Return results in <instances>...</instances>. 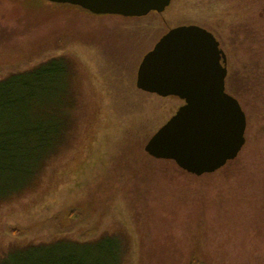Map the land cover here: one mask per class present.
I'll list each match as a JSON object with an SVG mask.
<instances>
[{
  "label": "rangeland",
  "instance_id": "rangeland-1",
  "mask_svg": "<svg viewBox=\"0 0 264 264\" xmlns=\"http://www.w3.org/2000/svg\"><path fill=\"white\" fill-rule=\"evenodd\" d=\"M244 5L264 10V0H173L163 12L128 17L0 0V78L64 58L77 100L64 145L26 187L0 199V264H17L35 246L103 235L124 243L122 264H264V104L256 103L264 90L244 89L249 80L238 71L252 69L264 37L248 36ZM191 22L226 50L230 83L242 92L233 95L248 121L238 157L202 176L145 151L183 101L136 86L144 55L171 28ZM92 206L75 228L59 224L61 213Z\"/></svg>",
  "mask_w": 264,
  "mask_h": 264
},
{
  "label": "water",
  "instance_id": "water-1",
  "mask_svg": "<svg viewBox=\"0 0 264 264\" xmlns=\"http://www.w3.org/2000/svg\"><path fill=\"white\" fill-rule=\"evenodd\" d=\"M94 14L145 16L173 0H48ZM223 58V62H222ZM227 56L216 36L198 24L165 33L141 60L137 88L185 100L148 140L145 151L173 160L188 173H215L235 160L246 144L247 114L226 88Z\"/></svg>",
  "mask_w": 264,
  "mask_h": 264
},
{
  "label": "trees",
  "instance_id": "trees-1",
  "mask_svg": "<svg viewBox=\"0 0 264 264\" xmlns=\"http://www.w3.org/2000/svg\"><path fill=\"white\" fill-rule=\"evenodd\" d=\"M43 1L52 3L48 0ZM245 8L248 10L245 14L250 16L242 22L248 23L247 26L250 28L248 36L257 42L264 37V10L257 12L251 11L250 6ZM234 13L243 14L240 10ZM250 30L254 33L251 34ZM253 52L255 56L248 61L252 69L248 67L245 71L243 66L242 68L240 66L241 69L238 71L240 76L249 80L244 82V89L249 87L247 89L251 91L253 89L262 91L264 52L255 50ZM73 78L71 65L64 58L58 57L0 78V199L26 187L40 172L48 158L64 145L67 130L73 122L71 109L77 105ZM251 81L255 82L251 84ZM227 90L238 97L242 93L230 83L229 77ZM256 103L261 106L264 104V92ZM258 111L259 109L256 115ZM135 157L136 155H133V160ZM93 209L94 206L75 207L61 213L57 217L58 222L63 225V229L70 230L86 219ZM53 221L54 219L46 223L51 225ZM52 243L49 246L48 244L35 246L32 251L28 250L16 260V262L20 260L17 264L123 263L124 243H120L113 235H103L95 240L88 238L83 241L60 240ZM197 263L195 260L193 264Z\"/></svg>",
  "mask_w": 264,
  "mask_h": 264
},
{
  "label": "flooded vegetation",
  "instance_id": "flooded-vegetation-1",
  "mask_svg": "<svg viewBox=\"0 0 264 264\" xmlns=\"http://www.w3.org/2000/svg\"><path fill=\"white\" fill-rule=\"evenodd\" d=\"M190 24H198V25H200V26H202V27H205L204 25H202V24H200V23H197V22H195V23H188V24H182V25H190ZM206 28V27H205ZM206 29H208V28H206ZM209 30V29H208ZM209 31H211V30H209ZM213 33V32H212ZM215 35V34H214ZM216 36V35H215ZM216 38H217V36H216ZM218 39V38H217ZM219 40V39H218ZM219 42H220V40H219ZM220 48H222L223 50H224V52H225V54H226V56H227V67H228V65H229V59H228V54L226 53V50L221 46V42H220ZM222 62H223V58H222ZM227 77H228V75H227ZM226 88H227V78H226ZM228 91V90H227ZM229 92V91H228ZM230 93V92H229ZM233 95V94H232ZM182 101H183V104L185 103V100H183L182 99Z\"/></svg>",
  "mask_w": 264,
  "mask_h": 264
}]
</instances>
